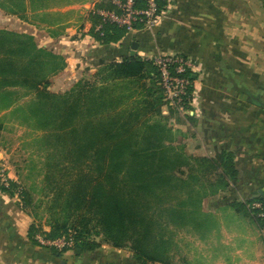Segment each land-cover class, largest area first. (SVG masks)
<instances>
[{
    "label": "trees",
    "instance_id": "obj_1",
    "mask_svg": "<svg viewBox=\"0 0 264 264\" xmlns=\"http://www.w3.org/2000/svg\"><path fill=\"white\" fill-rule=\"evenodd\" d=\"M104 5L115 8L112 0ZM164 5L161 0L160 12ZM0 7L21 16L25 2L0 0ZM94 15L92 34L99 42H117L128 32L115 23H105L97 31L102 19ZM12 35L11 51L24 60L17 65L12 52H0V74H18L0 79L32 94L13 112L21 123L45 131L41 144L50 159L44 179L53 195V218L49 231L33 224L31 240L39 244V233L48 238L70 236L74 248L82 251L105 243L128 249L140 264H174L179 232L208 236L212 221L203 219V202L239 178L235 154L223 150L197 156L187 151V134L169 122L174 116L180 121L181 111L168 105L153 59L130 56L111 61L96 70L94 80L80 79L65 92H53L50 77L64 68L62 58L38 48L28 34ZM187 75L191 101L194 77L191 70ZM11 96L0 93V110L14 105ZM188 107L191 110V104ZM185 117L191 118L189 112ZM2 189L18 193L24 210L31 205L30 192L17 181ZM254 201L264 203L253 197L230 205L264 224L259 210L249 207Z\"/></svg>",
    "mask_w": 264,
    "mask_h": 264
},
{
    "label": "crops",
    "instance_id": "obj_2",
    "mask_svg": "<svg viewBox=\"0 0 264 264\" xmlns=\"http://www.w3.org/2000/svg\"><path fill=\"white\" fill-rule=\"evenodd\" d=\"M105 1L39 0L43 13L19 17L13 29L64 61V69L50 77L51 91L54 84L65 89L81 73L126 57H187L194 77L191 118L181 114L177 125L187 134V151L197 156L233 151L240 174L229 189L208 197L204 209L215 222L205 238L192 235V244L204 243V248L194 246L198 256L184 264H264V224L230 205L264 199V0H164L154 27L141 26L117 42L101 43L92 29L94 14L109 9ZM12 110L13 105L2 108L0 118ZM11 154L9 146L0 145V157L9 160ZM7 161L8 174L17 181L18 170ZM15 195L0 184V264H140L128 249L105 243L92 251L34 243V221ZM233 209L247 219L244 226L224 219V211Z\"/></svg>",
    "mask_w": 264,
    "mask_h": 264
},
{
    "label": "rangeland",
    "instance_id": "obj_3",
    "mask_svg": "<svg viewBox=\"0 0 264 264\" xmlns=\"http://www.w3.org/2000/svg\"><path fill=\"white\" fill-rule=\"evenodd\" d=\"M24 2L25 8L21 16L10 12L4 7H0V52L1 54H4L2 52L5 51L8 52V50L12 52L11 59L14 61V63L16 62L17 65L20 64L24 59L20 55L14 54V49L11 51V48H14V44H10L9 41L10 39H15V36L12 35L13 33L18 34V32H16L13 28H17L19 26V17L21 20H27L30 17V13L32 14L33 12L32 15L38 16L41 12L43 13V11L40 12L39 10L44 9V3H40L39 0H24ZM61 4L62 3L60 2H55L53 5ZM62 70H60L57 74H59ZM57 74H54L53 76H56ZM0 77L11 79L18 77V74L12 72L11 74H0ZM80 79L94 80L95 73H81L78 80L70 83L67 88H62L63 90L60 88V86L57 87L54 86V84L53 92H65ZM7 83L8 79H0V93H8L12 95V99L15 98L13 109L15 106L26 104L31 100L32 94L28 90L20 86H11V84L7 85ZM163 110L167 111V108L164 107ZM164 114L168 115L169 113L167 111L166 113L164 112ZM181 114L185 115L187 112H181ZM179 116L182 118L183 115ZM178 121L179 120L175 116L169 119V122L176 128H179L177 127L179 123ZM0 124V145L1 147L4 146L5 148L9 146L12 153L10 157H8L9 160L3 159L1 157L3 163L7 167L6 161L8 160L7 162H9L11 160V163L14 164L15 169L18 170L17 184L30 192L31 205L27 207V210L25 211L32 217L34 224L37 227L42 228L44 231H49V223L53 218L49 210L52 204L51 200L53 195L50 191V187L46 186L44 179L45 174L48 171L46 164L50 160L46 146H42L41 144V138L43 137L45 131L38 130L32 125L21 123L17 117V113L13 112V110L6 117L0 118ZM186 138H183V140ZM60 174V172L57 173L58 176ZM15 194L18 202L23 204L19 194ZM204 208L208 210V198L203 202V210L207 214L203 219L208 222V212ZM223 216L225 220L233 223L236 222L240 227L244 226V224L248 222L243 214L236 212L234 209L232 214L224 211ZM212 222H215V219H213ZM176 239L178 241V248L174 250V264H184L188 261V259H194V257L197 255L194 254V246H199L202 249L204 248V243L193 242L192 244V234L186 232H179L176 236ZM99 240H101V238H99ZM200 260L201 259L197 258L194 261H198L197 263H200Z\"/></svg>",
    "mask_w": 264,
    "mask_h": 264
},
{
    "label": "built area",
    "instance_id": "obj_4",
    "mask_svg": "<svg viewBox=\"0 0 264 264\" xmlns=\"http://www.w3.org/2000/svg\"><path fill=\"white\" fill-rule=\"evenodd\" d=\"M161 0H145L143 6L138 4L137 0H112L115 8L103 9L97 13L102 21L96 26L97 31H101L103 24L115 23L126 27L128 31L138 28V25L154 27L160 15ZM154 64L160 72L161 84L164 88L165 99L168 105L177 107L181 112H189L188 105L190 95L188 89L191 85V79L187 75L192 71V62L183 55H157L153 58ZM12 178L8 175V169L0 157V184L9 187ZM18 194V193H17ZM249 207L258 209V216L264 219V203L254 201ZM39 245L57 250L74 248V240L70 236H61L57 238H48L42 234L36 235Z\"/></svg>",
    "mask_w": 264,
    "mask_h": 264
}]
</instances>
